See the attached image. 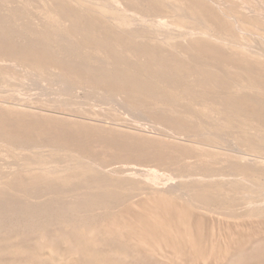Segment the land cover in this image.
<instances>
[{"label": "rangeland", "instance_id": "rangeland-1", "mask_svg": "<svg viewBox=\"0 0 264 264\" xmlns=\"http://www.w3.org/2000/svg\"><path fill=\"white\" fill-rule=\"evenodd\" d=\"M0 264H264V0H0Z\"/></svg>", "mask_w": 264, "mask_h": 264}]
</instances>
